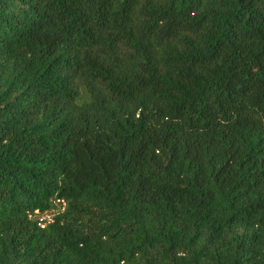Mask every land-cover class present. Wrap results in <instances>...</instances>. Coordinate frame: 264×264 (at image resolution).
<instances>
[{
	"label": "trees",
	"instance_id": "trees-1",
	"mask_svg": "<svg viewBox=\"0 0 264 264\" xmlns=\"http://www.w3.org/2000/svg\"><path fill=\"white\" fill-rule=\"evenodd\" d=\"M0 264H264V0H0Z\"/></svg>",
	"mask_w": 264,
	"mask_h": 264
}]
</instances>
